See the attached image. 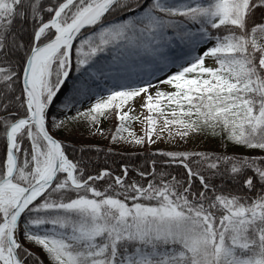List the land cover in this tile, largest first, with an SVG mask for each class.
I'll use <instances>...</instances> for the list:
<instances>
[{
  "label": "snow or ice",
  "instance_id": "snow-or-ice-1",
  "mask_svg": "<svg viewBox=\"0 0 264 264\" xmlns=\"http://www.w3.org/2000/svg\"><path fill=\"white\" fill-rule=\"evenodd\" d=\"M0 145V264H264V0H0Z\"/></svg>",
  "mask_w": 264,
  "mask_h": 264
},
{
  "label": "rangeland",
  "instance_id": "rangeland-1",
  "mask_svg": "<svg viewBox=\"0 0 264 264\" xmlns=\"http://www.w3.org/2000/svg\"><path fill=\"white\" fill-rule=\"evenodd\" d=\"M211 63V61H209ZM163 78V77H161ZM166 90L168 89V86H163ZM153 92L155 89L153 88ZM142 101L140 98H135L134 102L131 103L130 106L133 107V115H141V105ZM87 107V104L85 105ZM128 106L125 107L124 110H127ZM143 115H147V112L144 111ZM117 119L115 117V114L113 113L108 119H102L101 126L104 128L105 132L114 131L115 125L117 124ZM132 128L136 131V133L142 134L141 130L143 128V125L140 123L139 120H134L131 122ZM127 133H125L126 135ZM57 137L60 139H63L65 141H71L73 143L75 142H83L87 144H104L105 142L108 143V146L112 147L113 149L121 152H135L140 151L142 147L134 144H125L123 146H120L115 143H110V137H102L99 135L92 136L89 134L88 127L85 123L81 122V124L74 128V131L71 133L61 131L59 133H56ZM159 147H168V145H165L164 143H160L157 145ZM189 147L193 148H223V144L220 142L219 137H212L211 135L207 136H200L198 138H194L189 145ZM229 153L236 152L239 154H249V155H264V153L260 152L259 150H256L255 152L248 151L242 146H229L228 148ZM42 257L44 256L42 250L35 249Z\"/></svg>",
  "mask_w": 264,
  "mask_h": 264
},
{
  "label": "trees",
  "instance_id": "trees-1",
  "mask_svg": "<svg viewBox=\"0 0 264 264\" xmlns=\"http://www.w3.org/2000/svg\"><path fill=\"white\" fill-rule=\"evenodd\" d=\"M25 143H27V142H25ZM102 146H104V147H110V146H108V143L107 142H105L104 144H102ZM0 149H2V145H0ZM143 150L144 149L142 148L140 151H135V152H122V153L124 154L125 157H127L128 155H131V154L136 153V152H143ZM119 152H121V151H119ZM113 160L119 161L120 160V157L119 156L112 157L107 162L109 164H111ZM104 162L105 161L103 160V153H101V161H100V163H104Z\"/></svg>",
  "mask_w": 264,
  "mask_h": 264
}]
</instances>
